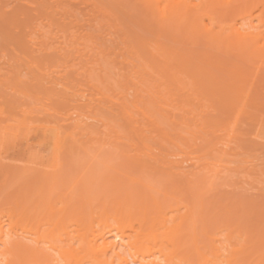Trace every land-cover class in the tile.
<instances>
[{"label": "bare ground", "instance_id": "1", "mask_svg": "<svg viewBox=\"0 0 264 264\" xmlns=\"http://www.w3.org/2000/svg\"><path fill=\"white\" fill-rule=\"evenodd\" d=\"M58 1L59 0L52 1L53 6H51L49 12L54 15L59 14V17L62 19V21L67 23L69 21L68 20L69 16L67 15V9L62 5L61 3L62 1L61 2L59 1V2L61 6L63 7H59ZM121 1L123 0H118L120 5L121 4L122 5L119 7L118 6L116 7L117 9L120 8L121 11H123L125 6L127 5L128 0H124L123 2ZM188 1L189 0H187V2ZM206 1L207 0H204L203 2L205 3ZM213 1L215 3L221 1L219 2L220 4L226 3L225 11L227 10L229 12H232V14L228 12V15L230 14L231 15L230 17H232L233 15L234 18L235 17L238 18L237 16H234V11L238 10V12H240L239 10H241V12L242 11L245 12V8L246 7L248 8L247 5H250L249 8L253 10L252 5L249 4V2L250 1L252 3L254 2L252 0H227V2H225V0H213ZM213 1H211L212 2L211 5L215 6L213 5L214 4ZM259 1L261 2V4L262 2H264V0L262 1L259 0ZM131 2H129L130 5L129 4L128 5L130 8L132 7L131 8L132 10H130V8L128 10L125 9V12L123 13L124 17H126V21H125L126 27L129 26V28L132 30V28L135 29L139 23L141 25L143 22H145L146 20L145 17H143L142 19H137V20L135 18L137 16L135 14L138 13V11L140 10V5H141V8L143 9V11L145 10L149 11V13L147 11L144 13L145 14L148 13L147 15L149 16V18L150 19L152 18L150 22L152 23V20H154L153 22H155V23H152V25L149 22L152 28L150 27L147 28V26H150V25H147V24L144 25L145 28L147 29L150 28L151 30L149 29V31H147L146 29V31L145 30L143 31V29L145 28H143V24H142V27L138 26L135 29L138 31V28H139L140 35L137 34L136 36H134L136 33H138L137 31L134 32L133 31L134 29H133L132 32L135 33L133 34L131 33V30H128L129 28H123L124 30L127 29V32L130 31L128 35L127 33L123 32L124 31L123 29H119L121 27L120 26L118 27V24L116 26V23L120 24L121 22H116L114 24L115 29L114 30L111 29L113 27L112 25L110 28L107 27L109 30H107V32H105L101 36L102 39H100V41L94 42L91 46H88L86 42H83L82 43L84 44L83 47H90L87 51H85L83 47L79 48L78 51L81 52L79 53V55H85L86 53L89 52V50L93 52V48H95L97 51L95 50L94 57H97L96 60H98L100 70L102 71L103 69L104 71V72L102 71L104 74L101 72L103 76L101 75V73H99V78L104 80V82H107L106 79L109 80L108 79L109 77L111 79L113 78L116 83L115 85L116 86L118 85L119 88H122L124 85L125 86L127 85L126 89L134 90V93H136L135 97L133 96L131 99H129V97L126 96L128 93L123 94V95L121 94L123 96V97L121 96L122 98L120 97V94L118 97L117 96L115 97V95L113 94V96L117 98L115 99L117 101L113 102L111 100L112 95L110 96L109 94V96L111 97L110 98L107 94L108 90H113L111 89L112 86L109 89L106 86L109 84V82H107L108 84L103 82L104 88L102 89V86H99L98 84L100 79L98 78L96 72L94 71L95 69L91 71V69L88 68L89 71H86L87 74L90 73V71L95 72L92 74L90 73L91 74V75L89 74L90 76L88 75L89 81L99 80L97 83L96 82H93V83L91 82V83L94 86V88L96 87L98 89L97 92H99L100 88L102 89V90L100 89V92H99L100 96H97L96 88L95 90H93V86L91 87V90L93 91H90L89 86H91V83L89 86H86L87 82H84L86 86L84 90L89 88V91H90L89 93H93L95 91L96 94L93 93L94 94V95L92 94L93 96H91V94L89 96L88 95L89 93L86 92L87 95L89 96L88 97L87 95H85L84 90L82 88V84L80 85L79 82H78L79 83L78 85L81 88L79 87L77 88L75 86L77 88V92H76L75 91L76 89L70 90L72 88H75L73 86L74 84L68 85V82L66 80L61 79V77L47 79L51 87H55L56 85L60 87L56 93L59 94V97L61 98L62 101H64L66 106H69V104H71L72 109L77 106L75 110L76 114L74 113L75 114L74 118L72 117V115L71 117L70 116L68 117V115L75 112L74 110L70 112L69 114H67L66 117H64V120L66 121L70 120V124H71L70 131L66 134L67 137L66 135H63L64 131L55 129L53 124H50L47 122L41 125H37V128L35 129V131L30 134L28 133L27 130L25 129L23 130L19 128L16 124H14L13 122L9 120L8 121L5 119L2 121L0 120V264H264V202L259 204L260 202L257 201V203L258 202L259 203L256 204L255 200L254 201L249 200V202L245 203L246 201L244 202V199H241L244 202L242 203L239 201L240 199L238 198L236 199L235 196L234 197L232 196L233 198L231 197L232 198L231 201L236 199L235 202H237L238 200L239 204L237 203V205L233 209H231L232 207L230 208L229 204L221 203L222 200L223 201L225 200L224 198L219 202V199L221 196L219 197V195L217 196V194L215 195V197L219 198L218 202L216 201L217 199L214 198L215 201L211 200L213 202H208V204L205 205L206 201H204V199L206 200L207 199L206 197L208 195L205 197L202 196L201 198V195L203 194V191H204V189L202 190V188H200L201 189L200 191L202 194L200 193V195L199 194L197 195V197L200 196L198 197L199 201L196 200V201L190 202L186 200L187 198H185V196L189 195L190 193L185 194V196L177 195L178 193L184 194V192H182L183 190L181 189L183 185H185L184 181L188 177L191 176L190 177L191 182L192 180H194L192 178V173H191L193 172L192 169L194 168V165L191 163L192 161H194V159H196V157L194 156L195 157L194 158L193 154L191 156L190 153L194 152L195 148H197L199 145L200 146L204 145L203 148L206 147V149L209 150V154L214 149H216V147H214V149L212 148L211 143H214V142L211 139V137H209V135H208L209 138L207 139L208 141H206L205 140L206 138L203 137V135L199 134V131L201 130L197 132L194 128L193 129L188 128L189 132L190 131L191 133L194 132L193 134L198 133L199 135L197 134V137L201 136V138L199 139V142L200 140L201 142L204 141V143L202 142L201 144H198L197 147L192 146L193 144L191 141L194 140L193 139L194 136H195V139L197 138L196 135L193 136L190 133L192 136L191 140L188 139V137L190 138V136H187V135L185 137L187 138L188 141L185 140L186 138L182 140L180 137L184 136V133H183L184 131H187V133H189L188 129H183V130L179 129L177 133H175L176 131L175 132L171 131L174 128H168L170 127L169 126L170 122L167 124V122L165 123L163 121L162 123L160 119L162 118L161 120H163V117H161V115H159L161 118L157 117L159 109L156 108L158 112L157 111L155 112L149 108V106L153 107L152 106L153 104H154V107H156L155 103L150 101L152 97L154 96L156 97L155 94L157 93L154 94V91L156 92L158 91V93L160 94L164 93L165 97H160V99L162 98V101H163L165 99L168 100L167 99L169 98L167 97L168 93H172V92H169L170 91L169 88L173 89V92L176 90L175 92L180 91L184 94L186 93L183 91L187 90L185 88H188L189 89L188 94L189 93L192 94V92H190L191 90L193 91L194 94H196V92L197 94H199L200 92V96H202V98L208 99L210 98L209 96H211L214 98V100H217L219 102L218 96L216 97L217 99H215V95L217 94L216 92H218L219 90L222 91L223 89L228 91L227 89H229L230 87L231 89H233L232 85L229 87L228 85L229 82H226L224 78H223V81L224 83L226 82L225 84H227L228 86L226 85L225 87V85L222 84L223 82L221 84H217L218 81L219 83L222 81V78L220 81V77L218 76V73H216V70H214L215 68L214 66H216L214 65V63L213 65H210V66L209 64L208 65L205 64V66H202V68L206 67V65L207 67L213 66L211 68L212 70L215 71L214 73H216L217 74L216 76H218L219 78H217L214 75V73L213 74L211 73L212 76L210 75L211 76L210 78L209 73L207 72L205 73L208 77L205 76L204 73L203 75L201 74L205 78V80L202 79L203 77L201 76H198L200 80H198V78L194 79L193 77V75L196 73V72L194 73L195 71L194 69L197 67L194 68L195 65L193 67L191 66L192 64L191 61L195 59H192L189 57L194 58L197 55L199 56L203 55L202 51L201 53L199 52L200 54H197V55L194 54L195 51H197L196 49L198 47L201 50L200 45H198L200 44V42H198L199 41L198 37L200 38L201 36L199 35L200 33L198 32L195 33V31H196V28L200 26L197 20L201 17V15L206 14L207 8L205 7L206 9L204 8L202 11H200L198 9L199 7L195 5V7H197L196 8L197 11L199 10V12L203 13V14H198L199 12H197L198 14L197 15L196 10L194 9L195 7L194 6H193L194 8L190 7L194 4L191 5L190 1L187 3L186 0H131ZM203 2L201 4H204ZM136 3H138L137 7L135 5ZM123 4H126L124 8H123ZM220 4L219 6L216 5V7H214L215 11L213 10V12L217 14L221 12L220 10L218 11L216 10L218 9V7L219 9H221L224 6L223 4H222L223 6ZM253 4H255L253 6H256L257 4H260V3L254 2ZM101 8L102 7H100L99 10H102ZM249 8L248 10H250ZM248 10H246V12ZM128 11L130 13H128ZM141 11L142 10H140V12ZM133 12H135V14H133ZM224 12H221V13L223 14ZM150 13L152 14L151 17H150ZM125 14H128L129 17L131 16L130 17L131 19L128 18V15L126 16ZM131 14H133L135 17ZM222 14H219V15L222 17ZM236 14H237V11H236ZM243 14L245 15H243L242 19L247 14L250 15L249 13H243ZM153 15L155 16L154 18L158 20L153 19L152 17ZM239 15H240L239 18H241L242 13H240ZM225 16L223 15V18H225ZM133 17L135 19H133ZM138 17L139 16H137V18ZM196 17L197 18L199 17V18L196 19ZM149 18H147V20ZM131 20L133 21V23L131 22ZM127 21H130L129 23L130 25H127L128 24ZM196 21H197L196 23L197 26H195ZM134 22L136 23L138 22V23L135 24ZM260 22H262V25H263L264 21L261 20ZM77 23L79 22L77 21ZM133 25L136 27H134ZM104 26H105L104 24L99 23V22L97 23L96 26L92 23H89L86 27V29L89 31L87 33L88 37H91V38L93 37L91 35L92 32H90V30L99 31L100 29H103ZM232 26H233V23L230 27ZM116 27L117 29H119V31L123 30L122 32L125 33L126 35L124 34L123 37H120L119 34L117 35L116 32L118 30H116ZM250 27L253 31L250 29ZM254 27L255 26L253 25V28H252V24H250V26H248L250 30L247 29L246 32L241 27L240 28L243 30V32L241 29H240L241 31H239L238 30L239 28L237 29L234 28L235 30H233V32H231L230 30L231 35L235 33L234 35H236V38L238 40H241L239 43H237L239 44L240 48L246 45V47L252 50L251 47H253L255 44L257 45L256 42H259L260 40V37L258 40L257 36L258 34L260 35L261 32L263 31L261 30L256 31L255 30L256 27L255 29ZM200 28L201 27H199V30ZM169 30L170 32H168ZM206 30L208 31L207 28ZM119 31L118 33H120ZM140 31L143 32V34L145 32V35L141 34ZM166 31L169 34L165 33ZM174 31L176 32V34ZM207 31H205V29L202 30V32H205V33ZM148 32L153 34V38L151 37L152 34ZM177 32L180 34L182 39L184 37V39L186 38L189 39L190 42L193 41L192 42L193 45L192 43L189 44L190 46L192 45V47L194 46V43H195L194 41L198 42L197 44L198 47L196 46L195 49L191 47L192 50H190V47H188V51L185 50V53H184V51L181 50V46L184 45L183 44L184 40L180 42L178 41L176 36L179 37V35ZM208 33L210 37L212 36L210 39V37L206 33V36L209 37V40L214 39V37L216 39V36H217L215 35L216 32L214 33L215 35L214 37H213L212 30L209 31ZM221 33H219L220 35L218 34L219 36L217 37V41L222 39ZM251 33H253L254 36ZM132 34H133V38L130 39L129 36H132ZM147 34L150 35L151 38L149 36L147 38L146 36ZM196 34L199 36H196ZM201 34L203 35L204 33H201ZM204 35L202 37H206ZM161 36H163V39L164 37H166V39L164 40H167V41H164ZM193 36H194V39H193ZM229 36L230 35L227 36V40L229 39ZM251 36H252V39H251ZM96 37L99 38V34L98 35L96 34ZM175 37H176V40L174 41L173 39H175ZM31 39H32L31 43L33 44V42H35V38L30 34L29 40L31 41ZM250 39L251 40L255 39L256 42L255 40L254 42H252ZM29 40L27 39L28 42H30ZM189 40H187L186 42L187 44L185 43L186 45H188ZM224 40L226 41V37ZM168 41L169 42L172 41V43L174 41L175 45L174 46L170 45L172 43H169ZM243 41H245L244 42L245 44L243 43ZM248 42H250L249 44L253 43L254 45L253 46L251 45V47H249L247 46ZM178 43H180V45ZM222 43L224 42H221V44ZM176 45H179V46H176ZM175 46L180 47V50L182 52H180V50H177L179 48H174ZM258 47L259 46L255 47L256 52L257 51L261 52V50L260 51L258 50ZM261 47L262 46L260 44L259 49H262ZM242 50H238V51H242ZM262 50H264V47ZM204 54L206 53L204 52ZM59 55L61 57H64L65 51H59ZM203 56L207 58L208 55L207 56L203 55ZM179 57H187V59L184 58L185 60H188L187 62H189V60L191 59V61L189 62V64L190 63L191 64L186 66L185 68V65L188 63H186L185 61L186 64H183L182 62H180V60L178 61ZM208 58L212 59L211 60L212 62L214 60L215 63H218L219 65H224L227 67L225 63L227 62L226 61L227 59H223L224 57H222V59L221 57L220 59L219 57H215L218 59H214L208 56ZM240 58L243 59L242 57ZM197 59H196V62H197ZM218 60L221 62H219ZM201 61H203V59ZM206 61L204 60L203 63H205ZM212 62L210 63L212 64ZM117 63L126 64L127 68L126 66L125 67L123 66L120 68ZM181 63L184 66H181ZM181 67H183V70L185 69L186 71H183ZM207 67L205 71H207L208 69ZM9 68L12 69L11 66ZM221 68L223 67L221 66ZM199 71L200 70H198V74H199ZM202 72H204V70ZM208 72H210V68L208 69ZM226 72L228 73V71H225V73ZM229 72L233 73L234 69L233 71H229ZM183 73L185 74L187 73L186 75L187 76L189 75L187 78H190L191 81L194 82L195 80L194 83H197L199 81L198 82L199 84L197 83L198 86L196 84H191L190 82H186V79H183V77L186 78L185 77L186 75ZM103 77H105V79ZM215 77L218 79V81H216L217 79ZM221 77H224V75ZM240 77H239V80H241ZM181 78L183 81L181 80ZM27 79L30 82H35V83L38 81L37 77L34 74H29L27 76ZM201 79L204 82H202ZM210 80L212 82V85L210 84ZM214 80L216 83L214 82ZM239 80L237 79L236 82H239ZM171 81H173V83L175 82L174 83L175 85L172 83L174 87L176 86L175 88L170 87L172 86L170 84ZM94 83L97 86H95ZM205 83L208 86V88L205 86ZM214 83L218 87L224 85L223 87L225 88H220V87L218 88L214 86V89L216 88L215 89L216 91H215L212 88ZM190 84L192 87L188 86ZM200 84L203 86L202 88L204 90L206 89V92L210 87L211 90L210 89L208 90V92L210 93L209 95H208V92L206 94V92L203 91L202 88H201L202 90L201 89H197V91H195V89L193 90V88H195V85H196V88H199ZM128 85L131 87V89H129L130 87ZM240 85H238V87ZM242 86H240V88L236 86V90L234 87L233 91L235 94L231 91V89H229L230 91H228L227 93V95L229 96H230V93L233 94V96L231 95L233 97L231 98L232 104H234L237 101L236 106H233V105L229 106L231 102H229L228 99H226L227 101L225 100L226 92H224V90L222 91V93H225V94H221L222 96L224 95L223 96L224 98L221 96L220 99L222 98V100H225L226 102L223 101L225 102V104L228 103L227 107H224L223 106L224 104H221L222 108L224 107V109L225 108L228 109V106H229L231 109L236 111L237 109L236 107H239V103L241 102L240 100H242L241 98L242 97L244 98V96L243 95L241 96V94L238 92L239 91L238 89L244 90L245 87H242ZM121 90L123 92V89ZM128 90H126V92H128ZM166 90L167 91L169 90V91L167 92ZM254 90H258V89H256L255 87ZM202 91L205 92V95H207L205 96L206 98L204 97V94ZM213 92L215 94L211 95V93ZM117 93L115 91L116 95ZM236 94L238 95L237 97H236ZM246 95H249V90H248V94L246 93ZM142 96L144 97V99L145 98L146 100L149 99L147 101L151 102V103L146 102L147 104L146 103H145L146 105L144 104L146 106V107L144 106V108L139 107L140 104H138L140 103L141 100L143 101ZM179 96H182V95H179ZM229 96H227V98ZM119 97L122 100L118 101ZM238 97L240 100H238ZM250 97L247 102V105L252 104L251 103L252 99L250 101ZM259 97L257 96V98ZM105 98L107 99V101L105 100ZM158 99H159V96L156 97V100H155L156 104L158 101L162 103L161 100L160 99L158 100ZM256 100L254 99L255 109L257 111V112L255 111V113L258 114V113H261L258 110L264 108V105L261 104L260 102L258 103V101L261 100V102H263L264 100H262V98L261 99L259 98V100L257 101ZM255 101L257 102L258 105L260 104L259 107H263V108L258 109L259 107ZM111 102H113L115 105L112 104ZM165 103H162L163 106L170 104V102H167L166 104ZM159 104L157 105V107L159 106ZM161 105L159 106V108H164L163 106L161 107ZM244 105H246V103L244 104V101H243V107L241 106V108L246 109L245 115H247V112H246L247 110L250 111L251 113L250 109L251 107H253V105H251L250 109H248L249 106L245 108ZM71 107H68V108H71ZM79 107H83V108L85 107V109L87 108L90 112V115H87L83 113L82 111L77 112V109L78 110L82 109L85 111V109L79 108ZM234 107L236 109H234ZM176 108L177 110L180 109L178 107ZM150 111L151 113L153 112L154 114L153 113L150 114L149 113ZM252 111L254 112V110ZM135 112L136 113L138 112L140 116L136 114ZM159 114H163L162 111H160ZM137 115L139 118L136 117ZM250 115L254 116L255 114H250ZM256 117L258 118L259 116H254V118ZM112 118L115 121L118 120V125L116 127L115 125H112L114 128L111 126L112 128L111 129L109 127L111 124V121L108 122L107 120L112 119ZM136 118L140 120V121L138 120L139 123L144 122L142 119H148L147 120L148 122V121H151L150 120L151 118H153L152 121L156 126V128L154 129H155V132L158 130L157 131L158 133L156 132L157 134L155 135L154 134L155 132L153 133L154 129H151V130L149 129L150 132L151 131L152 132L149 133V130H148L147 131L148 134H146V131L143 128L144 123L143 124L140 123L142 125L140 126L139 123L136 121ZM89 119L91 121H89ZM168 120H171V119L169 118ZM255 120L259 121V119H255ZM105 122L108 124L106 125ZM173 122L175 121H171V123ZM177 122L181 124L182 121L176 120L175 123ZM104 123L107 126L106 128L109 130L108 132L114 131L117 128L119 130L120 127L123 128L124 126L125 127L127 126L128 129L130 128V130H126V131L127 132L131 131L130 132L131 134H129L131 136L122 135L123 134L122 130H120V133L118 132L116 133V130H115L114 131L116 133L115 136L111 134V132L110 133L105 132L106 134H104L103 132L105 129V128L103 129V127H105ZM259 123L264 124L261 122ZM100 124L101 125L103 124L102 132H101V129L99 128L101 127ZM123 124L125 125L123 126ZM150 124L151 123H149V125ZM216 124H218L217 121L213 123V125H216ZM57 125L59 128H61L59 122ZM145 125H147V123H145ZM149 125H147V127H149ZM177 125L179 126V124ZM127 127L124 129H127ZM151 128L153 127L151 126ZM164 128H165V131L167 128L168 132H164V134L165 133L166 134L161 135L164 131ZM99 131H100V134L102 133L101 134L102 136L98 135L99 136L98 143L103 142L100 138L102 137V139L104 138L106 140V141L104 140L105 142V143L103 142L104 144H106L107 141H109V144H111L113 141L114 142L116 141L118 143L117 145L115 143L114 148H119L118 144L119 145L124 144V145L129 146L130 149L134 150L133 154L135 156L133 154H130V155L128 154L130 157L133 155L134 159H132V157L131 159H129V157L128 158L124 157L123 155L124 150L119 151L121 152V154L119 153L118 156H121L124 158L122 159L120 157V159L123 161H120L119 163H122V164L124 163L122 166L128 167L129 163L135 160L136 156L140 157L139 162L135 160L133 161L131 165H129L128 167L129 170L130 168L132 169V165L134 167L135 165H137L138 169L141 168L140 166H142L143 169L144 167L150 168V166L147 165V161L151 159V162L155 161L158 165H160V167L161 166L162 167L166 166V168L169 167L167 168V170L168 169L170 170V171L168 170V176L170 177L167 176V173L165 172L163 173L165 177L167 176L166 180H170L171 182L173 181L171 179H174L175 177V174H174L175 170L182 172V176L181 177L179 176L178 179L182 178L180 179L181 181L184 178V181L181 182L183 183V185H181V189H179L180 188L179 186H178L179 188L177 187L180 192L177 190L176 187L174 190L178 191L177 194H175L173 192L174 190L172 189L171 191H168L167 190L168 187L166 186L169 184L168 186L171 187V184L167 183V181L165 182V184L167 183L166 186L163 185L164 188L158 186V185L162 186V183H156L154 180H152V182L154 181L156 187H159V188H156L153 184H151L152 178L149 179L148 176H154L153 174H151V172L152 173L154 172L155 174H157L155 171H152L154 170L152 169L153 167L151 168L152 170L151 169L147 170L148 168L146 170L144 169V172L146 175L141 177V176H138L135 172L137 170V167L134 168L135 170L134 169L131 170V173L132 171H134L133 174H131L130 172H127L125 169H122L121 167H119L118 166L119 164L112 165V159L110 156H109V159H111V161L109 160L110 163H108L107 158H106L107 159L106 161L105 159H103L105 157L101 156L100 154H97L98 156L96 160L94 159L91 161L90 159L95 158V157L94 155L92 158H90V156H87V154L89 153L87 151H89V148L91 147L92 144H94L92 146H95L98 144L95 142V140H97V136L95 134L99 133ZM169 132H171L172 135L180 134L181 136L179 135L180 137H175V135H173L174 137L173 136L170 137L168 136L169 134H167ZM76 134H79V135H76ZM109 134H111L110 137H109ZM105 135L107 136V138ZM202 138L204 140H202ZM109 139L112 140L111 143ZM187 142L189 146L192 144L191 146L194 151L190 148L191 146L189 147L186 144ZM209 144L211 145L209 146L210 148L208 147ZM215 144H216V141H215ZM67 145H69L73 149H79L80 152L82 151L83 153L85 152L84 155H86V158L83 155L82 156L83 159L79 158L78 159L79 161L77 160L76 163L77 162H79L80 164L83 163L82 167H85L84 161H86L87 159H88V163L90 161L92 163V165H89L88 167L86 166L87 167L86 169L85 168H83V170L80 169L79 170L80 174L77 173V175H75L76 174L75 173L74 175L76 177L73 176L72 174V176H70V179H69L71 183L68 182V184L70 185H66L67 177L70 174H67L62 170L63 169L62 158L64 157L65 151L67 150ZM87 147H89L88 150H87ZM206 149L204 148L205 151ZM224 155L228 156L227 151L226 152L224 151ZM198 156H201V155H198ZM141 157L144 159L143 161H145L146 163L141 162L142 161ZM239 157L237 156L236 158H239ZM98 158L104 160L105 164L101 160V163H102L101 165ZM146 158L149 160H145ZM128 159L129 161L130 160L131 161L129 162ZM189 159L191 161H189ZM204 159H206V157ZM222 159L223 158L220 157V161L225 160V159L223 160ZM201 160H203L202 156H201V159H199L198 161H201ZM186 161L188 163H186ZM198 161L197 160L196 162L194 161L196 167L199 163ZM228 161L229 160H227L226 163ZM97 162L99 163L98 165L99 168L102 166L103 167L105 166V168L109 169L107 171L109 172L113 171L112 172L113 174L110 175V173L107 172L105 169V172L107 173L100 174L97 178L95 177V179H92L91 175H96L95 170H99V169H96ZM106 162L110 166L106 167L107 165ZM183 163H186V165L188 166L185 167ZM115 166H118L119 169ZM196 167L194 169H196ZM238 167L239 166H237V168ZM102 169L104 170V168ZM171 170H172V173H171ZM140 171L141 170L139 169V172ZM139 172L137 173L140 174ZM161 172L163 171L160 169L159 173L162 174ZM186 173H190V175L189 174H187V176L184 175ZM172 175H174V177ZM144 177L147 179V181ZM148 179L151 183L148 181ZM174 180H176V182L174 181L172 183L181 184L180 182L177 181V179H174ZM193 182L189 183L191 185H189L188 188L190 187L191 190H188L187 188V192L188 191H191V192L198 191L197 188L202 187L201 185H203V183L200 185L201 181L200 183L198 182V184H195V185H199V187L197 186V188H194L196 190L192 191L193 186H194ZM65 185L67 186V188L68 187L69 188L67 189ZM60 188L62 190L61 194L58 191ZM64 188H65V192H68V193L70 192L69 197L68 195L66 197L64 196V194H62V192L64 191L63 190ZM53 194L55 195V197L57 196L59 197V195H61L62 200L65 201L63 202L60 197L59 203H61V201L63 203L61 205V209L59 212L60 214L58 212H57L58 214L55 213L57 209H59V207H57V209L55 207V205L57 204L55 202L58 200L53 201L51 197ZM103 195H104V199L102 198ZM211 195L209 197H211ZM221 195L223 197V194ZM70 196L71 198L73 197L74 200L73 198L71 199ZM65 197L66 199L70 198L73 202H71L70 200L69 202H67L68 200H64ZM229 197L227 198V200L229 199ZM261 201H264V200H261ZM228 203L230 202L228 201ZM93 206L96 207V210L93 208ZM205 206L208 207L207 213L205 210ZM210 206L212 207L214 206L211 209L212 212L210 211ZM70 223L74 224L76 227L70 228L69 227ZM47 225L48 227L50 226L51 227L49 229L48 227H44ZM41 226L45 228L43 231H40Z\"/></svg>", "mask_w": 264, "mask_h": 264}, {"label": "rangeland", "instance_id": "2", "mask_svg": "<svg viewBox=\"0 0 264 264\" xmlns=\"http://www.w3.org/2000/svg\"><path fill=\"white\" fill-rule=\"evenodd\" d=\"M52 1L53 0H0V120L1 121L4 120V119L7 120V121L9 120V121L13 122L14 124H16L19 128H21L23 130L24 129L27 130L28 133H30V134L35 131V129L37 128V125H41V124H44L46 122L50 123V124H53L55 129L64 131L63 135H66L70 131V128H71L70 120L66 121V120H64V117H66L67 114H69L73 110L75 111L77 106L76 107L73 106V107H75L73 109L71 107V104H69V106H66L64 101H62L61 98L59 97V94L56 93L57 90H59L60 87L58 85H56L55 87H51L49 85L47 79L48 78H55V77L59 78V77H61V79L66 80L68 82V85L74 84L73 86L74 87L76 86L78 88L79 87L78 84L79 83H80V85L82 84L83 90H84V88L86 86H89L91 82L92 83L93 82L97 83L99 80H97V81L96 80L95 81H93V80L89 81V78H88V75L90 73L92 74V73H95V72H96V74H97V76L99 78V73H101L103 71V69L101 71L100 68H99L100 66L98 64V60H96L97 57H94L96 49L93 48V52L94 53L89 50V52L86 53L85 55H79V53H81V52H79L78 49L84 46V44H82L83 42H86L88 44V46H91L94 42L100 41V39H102L101 36L105 32H107V30H109L107 27L110 28L111 25H112L114 28L112 27L111 29L112 30L115 29V25L114 24L116 22H121L120 23L121 25L119 23H116V26L118 24V27L119 26L121 27L119 29L129 28V26L126 27V23H125L126 17H124L123 13L125 12V9L128 10L130 8L129 7V5H130L129 2H131V0L127 1V5L123 4V8L126 5L123 11H121L120 8H119L120 10L117 9V7H116V6L119 7V6L122 5V4L120 5L118 0H59L60 2L62 1L61 2L62 5L67 9V15L69 16V18H68L69 21L67 23L62 21V19L59 17V14L58 15H54V14L49 12L51 6H53ZM123 1H121V2H123ZM189 1H190L191 5L194 4V5L190 6L192 8H194L195 5H197V7H199L198 9L200 11H202L205 7L208 10L205 8L206 9V14L205 15H201L200 18L198 17L199 19L196 17V19H198L197 20L198 24L200 25V26L199 25L198 26L201 27L200 30H199V27H197L196 31H195V33L196 32L200 33L199 35L201 37L200 38L198 37L199 41L196 39L198 42H200V44H198V42L194 41L196 44L194 43V46L192 47V45H193L192 42L193 41L190 42L189 39H187V38L184 39V37L182 39L180 34L177 32L179 37L178 36H176V37H177L179 42L184 40L183 44L186 45L187 44L186 43L187 40H189L188 45L192 43L191 46L190 45L189 46L188 45L181 46V50L184 51V53H185V50L188 51V47H190V50H192V48L195 49L196 46L198 47V45H200L201 50L198 47L196 49L198 52L193 50V51H195L194 54H196V55L200 54L201 51H202L203 55H205V56L208 55L209 57H212L214 59H218V58H215V57H219V59H220V57H221V59H222V57H224L223 59H227L226 61L228 63L225 62L224 60L223 61L226 63V65H227V67L229 69L228 70L227 67L224 66V65H219L218 63H215L214 60L212 62L211 61L212 59L208 58V56L206 58L203 55L202 56L194 55L196 57H194V58L193 57H189V58L195 59V60H193L194 62L191 61V59L189 60V62L191 61L192 64L194 63L193 65L190 63L191 66L193 67L195 65L194 68L197 67V68L194 69L195 70L194 73L196 72L193 75L194 79L198 78V80H200L198 76L203 77L202 76L203 73H204L205 76H207L205 72L209 73V76L210 75L212 76V74L215 72L214 70H216V73H218V76L220 77V81H221V78H222V81L219 83V81L217 79L219 77L216 76L217 75L216 73H214V75L217 77V78L215 77L217 79L216 81H218L217 84H221L223 82L222 84H224L225 87H226L227 84H225V83L229 82V84H228L229 87L232 85L233 89H231V87L230 88L228 87V88L231 89V91L233 93H234V91H233L234 87H235V90H236V86L238 87V85H240V84H241L240 86H242V84H243L242 87H245L244 90L238 89L239 91L238 90L237 91L241 94V96L243 95L244 98L240 97L242 99V100H240L239 97H238V100L241 101L239 103V107L240 108L236 107L237 108L236 109L234 107V109H236V111H234L229 106L230 105L236 106L237 101L235 102V100H234L235 103L232 104V99L231 98H233L232 97L233 94H231L229 92L230 96L231 95L232 96L230 97L229 95H227L228 91H230L229 89L226 88L228 91L223 89L224 92H226V94L222 93L223 90L222 91L221 90H219V91L217 90L218 92H216L217 94L215 95V99H217L216 97L218 96L219 97L218 100H219L220 103L217 100H214V98L211 97V96H209V97L212 98V99H210V98L207 99L205 97V96H207V95H205L206 89L204 90L202 88L203 86L201 84H200L199 88H196V85L198 86V84H199L198 82L199 81L197 82L198 84L194 83L195 80L193 82V81L190 80V78H187L189 76V75L188 76L186 75L187 73L186 74L183 73V74L186 75L185 76L186 78L183 77V79H186V82H190L191 84H196L195 88H193V90L195 89V91H197V89H201L202 88L203 91H205V92H203V91L202 92H203L204 97L206 99H204V98H202V96H200V92H199V94H197V92H196V94H197L196 95L191 90L190 92H192V94H190V93L188 94V90H189L188 88H185L187 90L183 91L186 94H184V93H182L180 91L179 92H175L176 91L175 89H174L175 91L173 92V89L169 88L170 91L169 90L168 91L172 92V93H168L167 94V97H169V98H167L168 100L165 99V100L162 101V98L160 99V97H165L164 93L160 94V93H158V91L157 92L154 91V94L155 93L159 94V95H157V94H155V95H156V97L159 96V99L161 100L162 103H165L166 101L170 102V104H167V105L163 106V104L160 103V101H158L159 99L157 101L160 104L158 102L156 104V102H155L156 97L155 96H154L155 98L152 97V96H151L152 98L150 97L151 98L150 101L155 103L156 107H154V104H153L152 105L153 107L149 106V108L152 111H155V112L157 111L156 108H158L159 109L158 111L159 112L162 111V113L164 114V115L163 114H159V112L157 111L158 112L157 117H160L159 115H161V117H163V120H161L162 118L160 117L161 118L160 121H162V123H163V121L165 123L167 122V124L170 122V125H169L170 127H168V128H174L171 131H174V132L176 131L175 133H177V131H179V129L183 130V129H188V128H192V129L194 128L197 132L199 130H201V131H199V134L203 135V137L206 138L205 139L206 141H208L207 139L209 137H211V139L214 142V143H211L212 140L210 142L212 144V148L214 149V147H216V149H214L209 154V150H207L206 147H204V148L206 149L207 152L204 150V148H203L204 145L203 146L199 145L197 147L198 144H201L202 142L204 143V141L201 142V140H200V142H199V139L201 138V136L197 137L198 133L197 134L196 133L193 134L194 132H192V133H191V131L189 132V129H188L189 133H187V131H184L183 132L184 136H182V137H180L181 136L180 134H179L180 136L176 135V134H173V135H175V137H180L182 140H184V138H186L185 137L186 135L190 136V138L188 137V139H190V140L192 139L191 138L192 137L191 134L193 136L196 135V137H197L196 138L197 140L195 139V136H194V138H193L194 140L191 141L193 145L190 143L192 146L197 147V148H195V151L192 149L191 145H190L191 147L189 146L188 142L186 144L194 151V152H191L190 155L192 156V154H193V157L194 156L196 157V159H194L195 157L194 158L192 157L195 162H196V160L198 161L199 159H201V156H202V159H203L201 161H198L199 163L197 162L198 163L197 167H196L194 161H192V163L190 162L191 164L194 165V168L196 167V169L193 168L192 169L193 172H191L192 173V178L194 179V180H192V182L194 181L193 182L194 186H193V190L192 191L196 190L194 188H197V186L199 187V185H195V184H198V182L200 183V181H201L200 185L203 183V185H201L202 187L197 188L198 191H194V192L188 191L187 192L188 186L191 185L189 183H192L190 181L191 180V178H190L191 176L188 177L187 179L185 178L186 179L185 181H184V178H183V180L180 181V179H182V178H180V179H178V178H179V176L180 177L182 176V172H180L178 170H175V171L173 170L176 178L174 177V175H172V176L174 177V179H177V181L180 182V183L182 181H184L186 186L183 185V183H181V184H179L178 182H177L178 184L172 183L174 181L176 182V180H174V179H171V180H173L172 182L170 180H166V177L168 176V170H169V169L167 170V168H169V167L166 168V166H163L165 168L164 169L162 166L160 167V165H158L155 161L151 162V159L150 160L147 159L148 158L147 156H146L147 158L145 160H149V161H147V165H149L150 168L147 167L148 168L147 169V168L144 167V169L145 170L146 169L149 170V169H151L153 167L152 169H154V170H152V169L151 170L155 171L157 174H155L154 172L152 173L150 171L151 174H153L154 176H148L149 179L152 178L151 182H152V180H154L156 183H162V186H160V185H158V186L159 187H163V188H164V186H166L167 183H170L171 187L168 186L169 184L166 186V187H168L167 188L168 191H171V189L174 190L175 187L177 188L178 186L180 187V188L179 187L178 188L181 189V185H183V187L185 186L184 188L182 187V189H181V190H183L182 192H184V194L183 193L179 194L178 193V191H179L178 188H177L178 191L174 190L173 192L175 194L178 193L177 195H184V196H185V194H189L190 193L189 195H187L188 197L185 196V198H187L186 200H188L190 202L198 200V197H200V196L197 197V195L198 194L200 195V193H201V191H200L201 189L200 188H202V190L204 189L205 192L203 191V194L201 193L202 194L201 198H202V196L205 197V196L208 195L206 197L207 198L206 200L203 198L204 201H206L205 205L208 204V202L215 201V199H217L216 201L218 202L219 198L215 197L216 194H217V196L219 195V197L221 196L220 199H219V202L224 198L225 199L224 200L225 203H224L223 200H222L221 203L222 204H229L230 208L232 207L231 209H233L237 205V203L239 204L238 200H237V202H235L237 198L240 199L239 201L242 202V203H244L245 201H246L245 203H247V202H249V200H251V201L255 200L256 204H258L259 202H260L259 204H261L262 202H264V201H261V200H264L263 199L264 198V124H260L259 122L264 123V121H263L264 120V111H262V110H264V108L263 107H259L260 104L258 105L256 101L259 100V98L260 99L262 98V100H264L263 99V97H264V50H262L263 47H264L263 46L264 45V23L262 25V22H260L261 20L264 21V2H262V4H261V2L259 0H252L255 3H260V4H257L256 6H253V5H255V4H253L254 2L252 3L250 1L249 4L252 5L253 10H251L249 8L250 5H247L250 10H248L247 7L245 8V12L244 11L241 12V10H239L240 12H238V10H236L238 15L240 13H242L241 18H239L240 15L238 16L236 14V11H234V16L238 17V18H236V17L234 18L233 15H232V17H230L231 16L230 14H232V12H229L227 10L225 11L226 3H221L220 4L219 2H221V1H219V2L216 1L217 3H215L213 0H207L205 3L203 2L204 0H189ZM211 1H213V3H214L213 5H215V6L211 5L212 4ZM60 2L58 3L59 7H63V6H61ZM133 2H131V3H133ZM186 2H187V0H186ZM202 2L204 4H201ZM225 2H227V0H225ZM125 3H126V1H125ZM137 4L138 3L135 4L136 7H137ZM219 4L220 5H222V4L224 5V6L222 5L223 7L221 9H219V7H218V9H216L217 11L220 10L221 12L225 11L223 14L221 12L219 13V14H222V17L219 14L213 12V10L215 11L214 7H216V5L219 6ZM100 7H102L101 8L102 10H99ZM197 7L194 8L196 10V14H197V12H199V10L197 11V9H196ZM103 8H105V9H103ZM131 8H130V10H132ZM209 8L212 11H210ZM140 10H142V11L140 12ZM140 10L136 14H135V12H133V14H135V15L141 17V18H139V17L137 18V16L135 17L133 14H131V15H133L136 18V20L137 19H142L143 17H145L146 20L144 19L145 22L142 23L143 24V28H145L144 25H146V24L150 25L149 22H150V20L152 18L150 19L149 16L147 15L149 13V11H147L145 9H144L145 11H143V9L141 8V5H140ZM246 10H248V11L246 12ZM146 11L148 12L147 14L144 13ZM228 12L230 13L229 15H228ZM128 13H130V12L128 11ZM131 13H132V11H131ZM243 13H249L250 15L247 14L246 16H244V18H243L244 20H243L242 17H243V15H245ZM198 14H203V13L199 12ZM125 15L127 16L128 14H125ZM151 15L152 14L150 13V17H151ZM223 15L224 16L226 15L225 18H223ZM130 17L128 15V18H130ZM134 17H133V19H135ZM146 17L149 18V19L147 20ZM152 17H153V19H155L154 15ZM155 20H158V19H155ZM77 21L79 23H77ZM146 21H147V23H146ZM153 21L154 20H152V23H155ZM197 21L195 22V24L197 23ZM98 22L104 24L105 26L103 27V29H100V30L98 28L99 31L90 30V32H92L91 35L93 37L92 38L88 37L87 33L89 31L86 29L87 25L89 23H92V24H94L96 26ZM127 22H128L127 25H130L129 24L130 21H127ZM131 22L133 23L132 20H131ZM134 23L137 24L136 22H134ZM152 23H151V25H152ZM232 23H233V26L230 27L232 25ZM249 23L252 24V28H253V25L256 27V29L254 27V29L256 31H260L261 30L263 32H261L260 35L257 33L258 34V36H257L258 40H259V37H260L259 42H256V40H255L256 37L254 39L255 42L257 43V45L256 44L254 45L253 43L249 44L250 42H248L249 45L246 43L247 46H249V47H251V45L252 46L254 45L253 46L254 49H253V47H251L252 50L250 48L246 47V45H244L245 41H243L244 47L248 48V49H246V48H244L242 46L241 48L242 49L244 48L243 49L244 51H243L240 48L239 44H237L241 40H238L236 38V35H234L235 33L231 35V32H233V30H235L234 28H236V29L239 28L238 29L239 31L244 29V31L246 32L247 29H249L248 28V26H250ZM142 24L140 25V23H139L138 26L142 27ZM151 25L147 26V28L148 27L152 28ZM133 26H131V27H133ZM195 26H197V24ZM220 26H222V27H220ZM134 27H136V26H134ZM143 28H141V29H143ZM147 28L143 29V31L144 30L146 31ZM206 28L208 29V31L206 30ZM119 29H117V27H116V30L119 31ZM133 29L134 28H132V30ZM135 29L133 30L134 32L137 31ZM149 29H147V31H149ZM203 29H205V31H207L206 33H207L208 36H209L208 32L212 30L213 37L215 35H217L216 39L214 37V39L209 40L210 36L209 37L206 36V33L202 32ZM250 29H251V27H250ZM125 30L123 32H125V33H127L129 35L130 31L127 32V29H125ZM128 30H131V29L129 28ZM132 30H131V33L135 34L134 32H132ZM197 30H199V31H197ZM230 30H231V32H230ZM118 31L117 32L115 31L117 33V35L119 34L120 37H123L125 33H123L122 31H119L120 33L121 32L123 33V34L121 33L122 34V36H121V34L118 33ZM137 32L138 33H136L134 36L139 34V28H138ZM150 32H148V33H150ZM168 32H170V30ZM168 32L166 31L165 33H168ZM242 32H243V30H242ZM201 33H204L205 35L204 34L203 35L206 36V37H202L203 35ZM214 33H215V35H214ZM219 33H221L222 39L217 41V37L220 35ZM249 33H250V31H249ZM253 33H255V32H253ZM253 33H251V34L253 35ZM30 34L35 38V42H33V44L31 43L32 39H31V41L29 40ZM96 34L97 35L99 34V38L96 37ZM133 34H132V36H129L130 39L133 38ZM141 34H143V32H141ZM150 34H152V33H150ZM168 34H167V36H168ZM175 34H176V32H175ZM175 34H174V36H175ZM197 34H196V36H199ZM143 35H145V32H144ZM164 35H166V34H164ZM228 35H230V36H229V39L227 40V36ZM146 36H147V38H148V36L150 37V35H148V34ZM163 36H161L162 39H163ZM169 36H171V35H169ZM174 36H172V37H174ZM151 37L153 38V34H152ZM176 37H175V39H173L174 41L176 40ZM180 37H181V39H180ZM207 37H208V39H207ZM211 37H210V39H211ZM223 37H224V39L226 37V41L227 42L223 39ZM234 37H235V39H234ZM27 39L30 42H28ZM164 39H166V37H164ZM193 39H194V36H193ZM248 39H249V37H248ZM251 39H252V36H251ZM254 40H251V41L254 42ZM164 41H167V40H164ZM174 41H173V43H172V41L171 42L168 41V42L172 43L170 45L174 46L175 45ZM220 41L224 42V43L221 44ZM169 43H168V45H169ZM178 44L180 45V43H178ZM260 44L262 46L261 47L262 49H259L260 48ZM179 45H176V46H179ZM228 45H229V47H228ZM176 46L174 48H179L177 50H180V47H176ZM257 46H259L258 50L259 51L261 50V52H258V51L256 52L255 47H257ZM186 47H187V49H186ZM206 47H208V48H206ZM234 47H236V48H234ZM83 48L85 49V51H87L90 47H83ZM181 50H180V52H182ZM238 50H242V51H238ZM253 50H254V52H253ZM59 51H65L64 57H61L59 55ZM204 52L206 54H204ZM210 55H212V56H210ZM199 57H200V59H199ZM240 57H242L243 59H241ZM181 58H183V59H181ZM184 58L187 59V57H179L178 61L180 60V62H182L183 64L188 63V64L185 65V68H186V66H188L190 64H189V62H187L188 60H185ZM196 59H197V62H196ZM202 59H203V61H201ZM208 59H210V60H208ZM204 60L205 61L207 60L206 62H208V63H206V62L203 63ZM185 61H186V63H185ZM200 61H201V63H200ZM210 62H212V64ZM219 62H221V61H219ZM182 63H181V66H184ZM213 63H214V65H216V66H214L215 67L214 70H212V68H211L213 66L209 67L210 65H213ZM117 64H118V66L120 68L123 67V66L124 67L126 66V68H127L126 64H120V63H117ZM205 64H207V65L209 64V66L207 67V65H206V67L208 69L210 68V72H208V69H207V71H205L206 67L202 68V66H205ZM220 64H222V63H220ZM10 66L12 67V69L9 68ZM219 66H220V68H221V66L223 68L220 69ZM88 68H90L91 71L95 69L94 70L95 72H91L90 71V73L87 74L86 71H89ZM181 68L183 70V67H181ZM201 69H202V71L204 70V72H202ZM225 69H227V70H225ZM233 69H234L235 73L237 71L236 74L234 72L233 73L229 72V71H233ZM198 70H200L199 71L200 75L198 74ZM222 70H223V72H222ZM183 71H186V70L184 69ZM225 71H228V73L226 72L227 73L226 74ZM220 72L223 73V74H221ZM102 73H101V75H102ZM105 73H106V71H105ZM29 74H34L37 77L38 81L36 83L35 82H30L27 79V76ZM96 74H94V75H96ZM85 75H87V76H85ZM220 75L221 76L224 75V77H221ZM211 76H210V78H211ZM239 77H240L241 80H239ZM103 78L105 79V77H103ZM223 78L226 81L225 83L223 81ZM92 79H94V78H92ZM96 79H97V77H96ZM99 79H100V81H99L100 83L98 82V84H99V86H102V89H103L104 88V86H103L104 80H102L101 78H99ZM108 79L109 80L106 79V81L109 82V84L107 82H104V83L108 84V85H106V84H104V85H106L107 88H109V89L112 86L111 89H113V90H108L107 94H108V96H109V94H110V96L112 95L111 96L112 98L110 96L109 97L111 98V100L113 102L117 101V100H115V99H117L115 97L116 96L118 97L119 94H120V97H121L123 94H127L128 93L126 96H128L129 99H131L133 96L135 97L136 93H134V90H132L129 85H128L130 87L129 89H131V90L126 89L127 85L126 86L124 85L122 88H119L118 85L117 86L115 85L116 83H115V80L113 78L111 79L109 77ZM202 79L205 80L204 77ZM229 79H230V81H229ZM237 79L239 80V82H236ZM181 80H182V78H181ZM84 82H87L86 86H85ZM202 82H204V81L202 80ZM202 82H200V83H202ZM214 82H215V80H214ZM92 83H91V86H89L90 87V91H93L96 88V87L94 88ZM172 83H173V81L170 82V84L172 85L170 87L173 88L174 85H175L174 84L175 82L173 83L174 85ZM215 83H214V85L212 87L213 90L216 89V88L214 89V86H216ZM233 83L235 84V86H234ZM191 84L188 85V86L192 87ZM210 84L212 85L211 80H210ZM113 85H114V87H113ZM224 85L219 86V87L220 88H225V87H223ZM92 86H93V90H91ZM95 86H97V85L95 84ZM205 86L208 88L206 83H205ZM240 86L238 88H240ZM76 87L72 88L70 90H75L76 89L75 91L77 92V88ZM216 87H218V86H216ZM255 87L258 90H254ZM69 88H70V86H69ZM79 88H81V87H79ZM100 89H99V92H100ZM121 89H123L124 93L122 92ZM190 89H192V88H190ZM209 89H210V87H209ZM252 89H253V91H252ZM126 90H128V92H126ZM208 90H207V92H208ZM248 90H249V95H246V93L248 94ZM90 91H89V88L84 90L85 95H87V93H89ZM97 91H98V89L96 88V92ZM115 91H116V93L118 92L117 95L115 94ZM212 91H210V92H212ZM96 92L94 91L93 93L96 94ZM99 92H97V96H100ZM159 92H161V91H159ZM202 92H201V94H202ZM207 92H206V94H207ZM93 93H89L88 95L90 96V94H91V96H93L94 95ZM255 93H257V94H255ZM113 94L115 95V97L113 96ZM209 94L210 93L208 92V95ZM212 94H215V93L213 92V93H211V95ZM221 94H225L226 95L225 96V100L228 99V101L231 102V104H229V106H228V109L227 108L224 109V107H227L228 103L225 104V102L227 100L225 101V100H222V98L220 99V97L222 96ZM237 94H236V97L238 96ZM176 95L177 96L182 95V96L177 97ZM227 96H229L230 98L229 97L227 98ZM250 96H252V97H250ZM257 96L258 97L260 96V97L257 98ZM120 97L118 98V101L122 100V99H120ZM249 97H250V101L252 99V102H251L252 104L251 103L250 104L253 105V107H251V105H247ZM136 98H137V96H136ZM142 98H143V101L146 100V98L144 99L143 96H142ZM254 99L255 100L257 99L255 102H256V104L259 107L258 109L263 108V109H260V110L257 109L258 111L261 112V113H258L259 115L255 113L256 109H255V105H254ZM105 100L107 101L106 98H105ZM147 100H149V99H147ZM147 100L145 102H143L141 100L140 103H138V104H140L139 107L144 108V106L149 102ZM205 100H207V101H205ZM212 100H214L215 102L212 101ZM223 101H225V102H223ZM243 101H244V104L246 103V105H244L245 108H247L249 106L248 109H250V107H251V109H250L251 113L248 110L246 111L248 116L245 115V110L246 109L241 108V106L243 107ZM113 102H111V103L114 104ZM151 102H149V103H151ZM259 102L264 105V101L261 102V100H260V101H258V103ZM158 104H159V106L162 104L161 107L163 106L164 108H159V106L157 107ZM221 104H224L223 108H222ZM114 105H113V107H114ZM209 105H211V106H209ZM68 107H71V108H68ZM176 107L180 108V109H178L179 111L177 110ZM79 108H83V107H79ZM83 109H85V107ZM241 109H242V111L243 110L244 111L242 112ZM252 110H254V112ZM78 111H82L83 113H85L87 115H90V112H89V110L87 108L85 109V111L82 110V109L81 110L77 109V112ZM74 113L76 114V111L73 112L72 114L68 115V117L69 116L71 117V115H72V117L74 118L75 117ZM149 113L152 114L153 112L151 113V111H150ZM136 114H138V112ZM165 114L167 116L169 115L168 117L171 120H168L169 118ZM250 114H255L254 116H259V117L258 118L257 117L254 118V116H252ZM138 115L140 116V114H138ZM138 115L136 117H138ZM249 115L251 116V118H250ZM164 116H166V117H164ZM171 117L173 119H175V120H173ZM138 118H136L137 122L139 120ZM152 119L153 118L150 119L151 121H148L152 125L151 124L149 125V123L147 122L148 119H142L144 121L143 122L144 124L140 122L141 124L144 125L143 128L146 131V134H148L147 131L149 129L151 130V129L156 128V126L153 123ZM157 119H159V118H157ZM255 119H259V121H256ZM176 120L177 121L181 120L182 121L181 124L179 122L175 123ZM253 120H255V121H253ZM89 121H91V120L89 119ZM107 121L108 122L111 121V124L109 123L110 124V126H109L110 128H111L112 125H115V127L118 125V120L115 121L113 118L112 119H108ZM171 121H175V122L171 123ZM216 121H217L218 124L213 125V123L216 122ZM58 122L60 123L61 128L58 127V125H57ZM105 123H104L105 127H103V129L105 128L104 131H103L104 134H106L105 132L109 131L106 128L107 127L106 125L108 123H106V125H105ZM140 123H139V125L142 126ZM145 123H147V125H149L150 128L147 127V125H145ZM171 124H173V125H171ZM177 124H179V126ZM102 125L100 124L101 127H99L101 129V132H102ZM124 125L125 124H123V126ZM151 126L153 128H151ZM126 127L125 126L123 128L120 127L122 129L119 128V130H118V128L115 129L116 133L117 132L120 133V130H122L123 131V132L121 131L123 133L122 135L128 136L129 134H131L130 133L131 131H128L129 132L128 133L126 130H130V128L128 129V127H127V129H124ZM164 127H166V126H164ZM146 128H147V130H146ZM105 130H107V131H105ZM150 130H149V133L152 132V131L150 132ZM114 131H110V132H111V134H113L115 136L116 133ZM110 132H108V133H110ZM112 132H114V133H112ZM154 132H155V129L153 130V133ZM156 132L154 133L155 135L158 133V132L157 133ZM164 132H168L167 128H166V131H165V128H164V131H163V133L161 135H165L166 133L164 134ZM101 134H100V131H99V133L95 134L97 136V140H95L96 143L99 142L98 141L99 140L98 139L99 138L98 135L102 136ZM111 134H109V137H110ZM167 134H169L168 136H170V137L173 136L171 134V132H169ZM76 135H79V134H76ZM208 135H209V137H208ZM107 136H108V134H107ZM107 136H106V138H107ZM129 136H131V135H129ZM66 137H67V135H66ZM76 137H78V136H76ZM111 137H113V136H111ZM100 138L104 142L105 139L104 138L102 139V137H100ZM235 138H236V140H235ZM185 140H187V138ZM202 140H204V139L202 138ZM111 141L112 140H110V143H111ZM209 141H210V139H209ZM215 141H216V144H215ZM103 142L98 143L95 146H92V145H94V144H92L90 148L87 147V150L89 148V151L86 150L87 152H89L88 154L86 153L87 156H90V158H92L93 155H94V157H95V158L90 159L91 161L94 160V159L96 160V158L98 156L97 154H100L101 156L105 157L103 159H105L106 161L108 159V163H110V161L112 159V165L119 164L118 166L121 167L122 169H125L127 172L131 173V170H133L134 168L137 167V165H135V167L132 165V169L131 168H130V170L128 169L129 165H131L133 163V161H135V160L138 161V162L140 161V157H138V156L135 157V160H133V161L130 160L131 162L129 161V159H131V157H132V159H134V157H133L134 150L130 149L129 146L124 145V144H122L123 145L122 146V145L118 144L119 148H114L115 143L117 145L118 142H116V141L114 142L113 141L114 143L112 142L111 144H109V141H107L106 144H104L105 142L104 143ZM89 143H91V142H89ZM118 146H116V147H118ZM120 146H121V148H120ZM209 146H211V145L209 144L208 147ZM120 150H122V151L124 150V152H123L124 153L123 154L124 157H127V158L129 157L128 161L130 163H129V165L127 164L128 167L122 166L124 163L123 164L119 163L120 161H123V160L120 159L121 156H118L119 153L121 154V152H119ZM224 151L225 152L227 151L228 156L224 155ZM125 152H127V153H125ZM84 153H83V151L80 152L79 149H73L69 145H67V150L65 151V155L62 158V165H63V169L62 170L65 173L70 174L67 177V184L66 185H70V184H68V182L71 183V181H69V179H70V176H72V174H73V176L77 175V173L80 174V172H79L80 169L83 170V168L86 169L89 165H92L90 160H89L90 162L88 163V159L87 160L85 159L86 155H84ZM95 154H96V156H95ZM128 154L129 155L133 154V155L130 157ZM196 154L201 155V156H198ZM235 154H237V155H235ZM83 155L85 156L84 159L86 160V161L83 160L85 162L84 163L85 167H82L83 163L82 164H80L79 162L76 163V161L79 158H82ZM205 155H207V156H205ZM109 156L111 157V159H109ZM144 156H143V158H144ZM237 156L238 157L240 156L241 158L240 157H239L240 159L236 158ZM205 157H206V159H204ZM220 157H222L225 160L226 159L229 160L228 161L229 163L228 162L226 163L227 160L225 161L223 159H222L223 161H220ZM121 158L124 159L123 157H121ZM143 158L141 159L142 160L141 162L146 163L145 161H143L144 160ZM98 160L100 161V164L102 165V163H101L102 159L98 158ZM102 161H103V163L105 162L104 160H102ZM187 161H186V163H188ZM189 161H191V160L189 159ZM216 162H218V163H216ZM108 163L106 162V164H107L106 167L110 166ZM186 163H183V165H185V167L188 166V165H186ZM233 164H235L236 166L233 165ZM98 165H99V163L97 162L96 169H99V170H95L96 175H91L92 179H95V177L97 178L100 174L109 172V171H107L109 169L105 168V166L104 167L102 166V167L99 168ZM118 166H115V167H117L119 169ZM231 166H232V168H231ZM237 166H239V167L241 166L242 168L238 167L239 168L238 169ZM140 167L141 168H139V169L141 171L139 172V169L137 167L138 171L136 170L135 172H136V174L138 176L143 177L146 174L144 172L143 167L142 166H140ZM102 168H104V170ZM105 169H106L107 172H105ZM158 169L159 170L161 169L163 171V172H161L162 174L159 173ZM92 170H94V169H92ZM238 170H239V172H238ZM112 172H109L110 175L113 174ZM133 172L134 171H132L131 174H133ZM137 172H139L140 174H138ZM164 172L167 173L166 177L163 174ZM171 173H172V170H171ZM187 174L190 175V173H186L184 175L187 176ZM168 177H170V176H168ZM149 179H148V181H149ZM146 181H147V179H146ZM154 181L152 183L150 181L149 182L156 187ZM166 181H167V183L165 184ZM159 187H156V188H159ZM66 188H67V186H66ZM67 189H66V191H67ZM63 190L64 191L62 192V194H64V196H66V197L68 195V197H69L70 192L69 193L65 192V188ZM188 190H191V188L189 187ZM58 191L61 194V191H62L61 188ZM58 191H57V193H58ZM76 192H77V190H76ZM196 192H198V193H196ZM66 193H68V194H66ZM194 194H195V196H194ZM209 194L210 195L212 194L211 197H209L210 196ZM221 194H223V197H222ZM189 196H191V197H189ZM232 196L236 197V199H234L233 201H231L232 198H233ZM51 197H52L53 201L58 200V201L55 202V203H57L56 204L57 206L55 205V207H56V209H57V207H59V209H57V211H56L55 207H54V209L56 211L55 213H57V212L59 213L60 209H61V205L63 204L62 203V201H63L62 197H61V195H59V197L57 196L58 197L57 198V197H55L54 194ZM60 197H61V200H62V201L60 200L61 203H59ZM66 197L64 198V200H68L67 202H69V200L71 202H73L71 200L73 197L71 198V196H70L71 199L70 198L66 199ZM228 197H229V199L227 200ZM102 198L104 199V195H103ZM241 199H244V202ZM73 200H74V198H73ZM211 200H213V201H211ZM228 201L230 203H228ZM257 201H259V202L257 203ZM63 202H65V201H63ZM95 206H97V205H95ZM95 206H93V208L96 210ZM207 206H205L206 213L208 212L207 211L208 210ZM213 207L210 206V211L211 212H212L211 209ZM54 215H56V214H54ZM88 218H86V219H88ZM87 222H88V220H87ZM44 227H48V225L44 226ZM44 227L41 226L40 231H43L45 229ZM50 227H48V229ZM69 227L70 228L71 227L74 228L76 226L74 224L70 223Z\"/></svg>", "mask_w": 264, "mask_h": 264}]
</instances>
